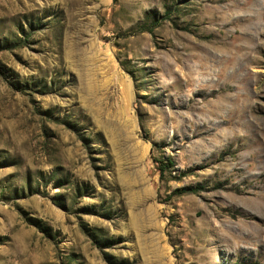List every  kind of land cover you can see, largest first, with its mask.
Segmentation results:
<instances>
[{
    "label": "rangeland",
    "instance_id": "rangeland-1",
    "mask_svg": "<svg viewBox=\"0 0 264 264\" xmlns=\"http://www.w3.org/2000/svg\"><path fill=\"white\" fill-rule=\"evenodd\" d=\"M0 264H264V0H0Z\"/></svg>",
    "mask_w": 264,
    "mask_h": 264
},
{
    "label": "trees",
    "instance_id": "trees-1",
    "mask_svg": "<svg viewBox=\"0 0 264 264\" xmlns=\"http://www.w3.org/2000/svg\"><path fill=\"white\" fill-rule=\"evenodd\" d=\"M169 167V163L168 162H160L159 164H158V170L160 171V177L162 178L163 176H164V173H165V171H166V169ZM187 190H190V191H193L194 190V188H187V189H185V188H182V189H180V190H177L176 192L177 193H184V192H186Z\"/></svg>",
    "mask_w": 264,
    "mask_h": 264
}]
</instances>
